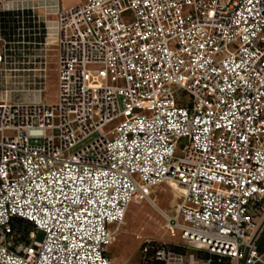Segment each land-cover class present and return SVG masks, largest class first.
<instances>
[{"label": "built area", "instance_id": "built-area-1", "mask_svg": "<svg viewBox=\"0 0 264 264\" xmlns=\"http://www.w3.org/2000/svg\"><path fill=\"white\" fill-rule=\"evenodd\" d=\"M1 11L20 15L0 33V64L28 72L33 94L0 100V264H112L129 206L166 184L178 204L167 227L191 251L147 239L141 264H213L196 250L261 260L264 0H0ZM49 44L54 102L42 97Z\"/></svg>", "mask_w": 264, "mask_h": 264}, {"label": "rangeland", "instance_id": "rangeland-1", "mask_svg": "<svg viewBox=\"0 0 264 264\" xmlns=\"http://www.w3.org/2000/svg\"><path fill=\"white\" fill-rule=\"evenodd\" d=\"M17 39L19 38H15V40ZM51 42H53L52 39ZM46 53L50 70L46 90L42 97L45 101L54 102L58 89V73L55 71V45L49 44ZM11 57L14 55L12 54ZM28 74L25 71L10 70L8 66L0 64V100L6 98L7 94L19 97H28L33 94L30 91V85H28ZM174 193L170 185H162L155 190L152 200L134 202L129 206L116 240L108 248L112 264H140L141 245L147 239L163 240L167 243H183L179 232L178 236L171 234L164 213L172 215L175 212L177 203H175Z\"/></svg>", "mask_w": 264, "mask_h": 264}, {"label": "trees", "instance_id": "trees-1", "mask_svg": "<svg viewBox=\"0 0 264 264\" xmlns=\"http://www.w3.org/2000/svg\"><path fill=\"white\" fill-rule=\"evenodd\" d=\"M19 15L20 13L17 11H1L0 12V33L2 34H13L15 33V29L19 26ZM22 226H24L26 229L28 226L27 223L22 222ZM156 243V242H155ZM169 248L179 252V253H188L191 250L187 248V246L183 243L176 244V243H168ZM197 257H201L203 259H211L213 264H233L229 259L223 258L221 261H219V257L217 255L210 254L209 252L205 250H196ZM154 255V250H150L149 259H151V256ZM141 264V262H140Z\"/></svg>", "mask_w": 264, "mask_h": 264}, {"label": "crops", "instance_id": "crops-1", "mask_svg": "<svg viewBox=\"0 0 264 264\" xmlns=\"http://www.w3.org/2000/svg\"><path fill=\"white\" fill-rule=\"evenodd\" d=\"M86 0H59L60 5L63 8H69L81 3H84ZM40 14H42V11L40 12ZM162 186V185H161ZM160 187V186H159ZM157 187V188H159ZM156 188V189H157ZM176 203V202H175ZM256 220L260 221V222H264V200L262 201V206L261 208L257 211V214L255 216ZM258 249L259 252L262 254V258L261 260L256 263V264H264V229L260 235V238L258 240ZM199 258V257H198ZM200 260H205L203 258H199Z\"/></svg>", "mask_w": 264, "mask_h": 264}, {"label": "bare ground", "instance_id": "bare-ground-1", "mask_svg": "<svg viewBox=\"0 0 264 264\" xmlns=\"http://www.w3.org/2000/svg\"><path fill=\"white\" fill-rule=\"evenodd\" d=\"M178 208V204H176L175 210Z\"/></svg>", "mask_w": 264, "mask_h": 264}]
</instances>
